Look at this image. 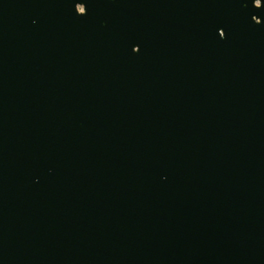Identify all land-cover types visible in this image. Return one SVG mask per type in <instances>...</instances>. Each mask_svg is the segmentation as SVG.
<instances>
[{"label":"water","instance_id":"1","mask_svg":"<svg viewBox=\"0 0 264 264\" xmlns=\"http://www.w3.org/2000/svg\"><path fill=\"white\" fill-rule=\"evenodd\" d=\"M0 264H264V0H0Z\"/></svg>","mask_w":264,"mask_h":264}]
</instances>
